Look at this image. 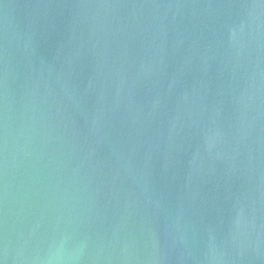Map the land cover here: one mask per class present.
Segmentation results:
<instances>
[{
    "label": "water",
    "instance_id": "water-1",
    "mask_svg": "<svg viewBox=\"0 0 264 264\" xmlns=\"http://www.w3.org/2000/svg\"><path fill=\"white\" fill-rule=\"evenodd\" d=\"M0 264H264V0H0Z\"/></svg>",
    "mask_w": 264,
    "mask_h": 264
}]
</instances>
